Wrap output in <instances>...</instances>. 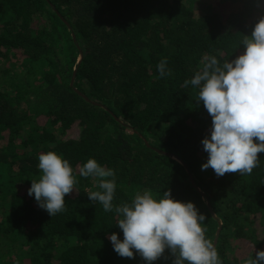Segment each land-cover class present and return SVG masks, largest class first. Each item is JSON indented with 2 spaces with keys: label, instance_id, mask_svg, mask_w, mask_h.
<instances>
[{
  "label": "trees",
  "instance_id": "obj_1",
  "mask_svg": "<svg viewBox=\"0 0 264 264\" xmlns=\"http://www.w3.org/2000/svg\"><path fill=\"white\" fill-rule=\"evenodd\" d=\"M206 1L0 0V264H173L168 249L152 262L135 249L133 258L115 252L109 237L123 240L120 217L89 200L96 179L78 174L89 159L115 171L114 205L144 190L192 202L207 239L220 226L222 264L264 250V153L251 174L202 170L212 118L197 102L199 88L184 85L205 57L222 65L243 54L264 0ZM165 58L171 75L161 77ZM76 67L74 88L106 110L70 86ZM48 152L78 180L52 217L28 195Z\"/></svg>",
  "mask_w": 264,
  "mask_h": 264
},
{
  "label": "clouds",
  "instance_id": "obj_2",
  "mask_svg": "<svg viewBox=\"0 0 264 264\" xmlns=\"http://www.w3.org/2000/svg\"><path fill=\"white\" fill-rule=\"evenodd\" d=\"M243 54L222 65L215 56L204 58L203 67L191 80L199 88L198 101L212 118L210 137L201 143L208 153L202 170L209 167L220 177L226 173L251 174L264 153V18L254 26L251 35L242 40ZM161 77L171 75L167 59L157 65ZM42 175L32 180L28 195L50 217L65 211V196L78 183L72 166L54 152L39 155ZM81 177L96 179L97 191H88L89 200L99 202L105 212L120 217L116 233L109 237L115 252L133 258V249L147 262L160 258L166 249L175 257L173 264H222L212 240L205 237V216L192 202H180L170 190L157 200L150 190L135 195L132 202L114 205L116 173L89 159L78 169ZM244 264H264V250H257Z\"/></svg>",
  "mask_w": 264,
  "mask_h": 264
},
{
  "label": "water",
  "instance_id": "obj_3",
  "mask_svg": "<svg viewBox=\"0 0 264 264\" xmlns=\"http://www.w3.org/2000/svg\"><path fill=\"white\" fill-rule=\"evenodd\" d=\"M68 30L69 32H71V35H72V38H73V41L76 42V39L72 33V31L70 30V28L68 27ZM81 59H82V52L80 51V55H79V59H78V65L81 63ZM76 72H77V67L73 70V74H72V78H71V83H70V86L74 89V91L81 97L83 98L86 102H89L90 104L92 105H95L103 110H106L104 107H102L101 105H99L98 103L94 102V101H91L90 99H88L86 96H84L83 94L79 93L75 88H74V82H75V75H76ZM119 123H121L119 120H118ZM122 124V123H121ZM124 125V124H123ZM128 128V130L130 132H132L133 134H137L132 128L128 127L127 125H124ZM138 135V134H137ZM139 136V135H138ZM146 145H150L152 146L148 141H144ZM153 147V146H152ZM157 152H159L160 154L162 155H165V156H168L170 157L172 160H176L178 163H180V161L177 159V157L175 155H169L167 153H161L159 149H155ZM159 150V151H158ZM189 177H190V182L192 184V186H194V188H196L195 184H194V181L193 179L191 178L190 174H189ZM196 190L198 191V189L196 188ZM207 208L209 210V212L211 213V215L214 217V213L210 207V204L207 202ZM219 232H220V226H219V229L218 231L216 232L215 234V237H214V246H216V243H217V239H218V235H219Z\"/></svg>",
  "mask_w": 264,
  "mask_h": 264
},
{
  "label": "rangeland",
  "instance_id": "obj_4",
  "mask_svg": "<svg viewBox=\"0 0 264 264\" xmlns=\"http://www.w3.org/2000/svg\"><path fill=\"white\" fill-rule=\"evenodd\" d=\"M210 3H212V4H217L218 3V4H221V5L226 4L227 5L226 7H229L231 5V3H232V0H207L205 2V4H210ZM76 135H77L76 132H72V136L73 137H75Z\"/></svg>",
  "mask_w": 264,
  "mask_h": 264
}]
</instances>
